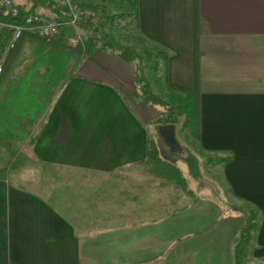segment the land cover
Masks as SVG:
<instances>
[{"label": "crops", "instance_id": "1", "mask_svg": "<svg viewBox=\"0 0 264 264\" xmlns=\"http://www.w3.org/2000/svg\"><path fill=\"white\" fill-rule=\"evenodd\" d=\"M136 3V33L168 55L164 84L199 92L196 143L228 159L213 163L222 188L198 183L211 196L198 194L190 168L161 158L182 186L145 163L165 124L150 136L154 110L117 84L134 81V66L96 51L77 62L81 73L68 72L43 116L0 119V264H236L247 209L261 220L244 264H264V0ZM28 39L37 40L20 51ZM224 187L241 203L223 200Z\"/></svg>", "mask_w": 264, "mask_h": 264}, {"label": "trees", "instance_id": "2", "mask_svg": "<svg viewBox=\"0 0 264 264\" xmlns=\"http://www.w3.org/2000/svg\"><path fill=\"white\" fill-rule=\"evenodd\" d=\"M76 9H84L89 12V18L81 19L78 26L86 31L87 37L83 45L78 44L72 47L68 44V34L65 32V27L60 32L59 36L51 40H46L56 46L67 48L73 54L81 56H91L94 49L108 51L122 60L132 63L135 69V79L133 82L117 81L120 91L124 92L129 98L135 100L140 108H152L157 113L161 114L158 119L160 124L177 125L182 123V129H186L188 133L198 140L200 136V96L198 90L187 91L174 88L166 85V97H161L152 88H150L147 80L141 73L142 61L147 59L153 63V71H158L159 63L165 64L167 53L158 45L150 42L142 37L146 43H150V47H142L141 51L134 48L117 46L109 40V31L115 32L122 29L120 23L131 24L137 28V3L136 0H124L128 2V8L120 13L109 14L105 11L103 3H110L113 0H70ZM20 6V11L14 17H1L10 25H23L24 17L38 10L41 13L48 12L53 18L65 19L68 18V7L61 0H24ZM95 18L97 21H95ZM107 26L108 31L105 30ZM13 34L11 27L0 28V59L10 42ZM27 38H36L35 33L24 31L21 36L15 41L14 47L9 49L4 58L3 66H7L15 59L23 40ZM165 77L164 70L162 71ZM2 74V73H1ZM0 74V75H1ZM197 160V159H196ZM228 159L214 160L213 163H224ZM145 163L150 165L154 172H158L160 176L174 181L176 184H184V180L180 175L178 168L161 160L157 146L152 139H148L146 149ZM197 163V161H196ZM195 177L199 174L196 171ZM183 186V185H182ZM243 212L244 223L239 231V238L234 246V256L236 264H244L245 258L255 247L256 233L260 227L261 214L257 209H247Z\"/></svg>", "mask_w": 264, "mask_h": 264}, {"label": "rangeland", "instance_id": "3", "mask_svg": "<svg viewBox=\"0 0 264 264\" xmlns=\"http://www.w3.org/2000/svg\"><path fill=\"white\" fill-rule=\"evenodd\" d=\"M68 1L71 2L70 0ZM61 2L64 3L66 0H61ZM71 4L74 5L73 3ZM104 8L109 14L120 13L126 10H121L118 7L109 8L108 6ZM37 12L41 11L38 10ZM44 14L52 17L48 12H44ZM95 21H97L96 18ZM120 24L123 27L122 29L115 32L109 31V40L111 43L117 46L134 48L138 51H141L144 46H151L150 43H146L143 40L141 41L134 26L127 23L124 24V22ZM105 30L108 31L107 26H105ZM76 31L81 37L80 45H83L87 33L79 26H77ZM65 32L69 37L76 35L73 28H66ZM96 51L103 52L106 55H112L108 51L98 48L94 49L91 55ZM88 59V56L79 57L78 54L71 53L69 49L56 46L46 40H26L25 43H23L21 51H18L15 59L10 64L11 67L4 79L0 81V119L10 120L13 116L14 122L17 120L26 123L24 117H29L33 120V118L36 119L37 117H41V115L43 116L62 81L67 77L68 72L73 70L76 71L75 66L77 62L82 60L86 63L89 61ZM141 65V73L147 80L150 88L161 97H166L167 90L162 77V69L159 68L157 72L153 71L154 66L152 61L147 59L143 60ZM76 72L81 73L80 70ZM133 101L135 102V100ZM160 116H162V113L159 114L155 110L149 115L151 119L150 130L152 131L150 132V134H152L150 136L156 133L154 129L155 125L158 124L157 121ZM17 125H19V123ZM175 130L181 150L171 152L166 145L159 141L157 149H160H158L160 158L178 164V166L183 168L184 173H187L190 168L189 171L192 177L187 176L188 186L193 190H197L198 194H202L203 192L205 195L211 196L208 190L199 191L197 189V184H204L205 188L211 190L214 182H216L218 186L222 188L220 174L213 167V157L207 156L199 150L196 140L186 129H182V123L177 125V127L175 126ZM154 136H156V134ZM152 140L154 141V139ZM195 156L199 158L198 165ZM183 160L189 167L186 166ZM198 170L201 173V179L196 181L193 177L194 173H196V171L198 172ZM223 194V200L236 202L229 195L228 191H226L225 187ZM236 203L240 204L241 202Z\"/></svg>", "mask_w": 264, "mask_h": 264}, {"label": "built area", "instance_id": "4", "mask_svg": "<svg viewBox=\"0 0 264 264\" xmlns=\"http://www.w3.org/2000/svg\"><path fill=\"white\" fill-rule=\"evenodd\" d=\"M65 3L68 7V18H53L41 12H33L24 17L23 25H10L2 20L1 17L17 16L20 11V6L15 0H0V28L11 27L13 29L12 38L0 59V74L2 73L3 62L7 51L14 47L15 41L24 31L35 33L40 39L51 40L59 36L65 27H71L74 29L76 35L68 38V44L76 47L81 43V37L76 31L78 22L81 19L89 18V12L84 9H76L68 0Z\"/></svg>", "mask_w": 264, "mask_h": 264}, {"label": "water", "instance_id": "5", "mask_svg": "<svg viewBox=\"0 0 264 264\" xmlns=\"http://www.w3.org/2000/svg\"><path fill=\"white\" fill-rule=\"evenodd\" d=\"M157 130L162 142L169 148L171 152L181 150V146L175 136V126L173 124L160 125L158 126Z\"/></svg>", "mask_w": 264, "mask_h": 264}]
</instances>
